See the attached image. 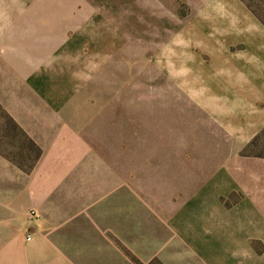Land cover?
<instances>
[{
  "label": "rangeland",
  "instance_id": "1",
  "mask_svg": "<svg viewBox=\"0 0 264 264\" xmlns=\"http://www.w3.org/2000/svg\"><path fill=\"white\" fill-rule=\"evenodd\" d=\"M245 1L264 17V0ZM225 2L0 0V106L24 129L66 122L100 153L96 182L117 184L70 224L85 264L94 252L132 264H165L161 250L178 263L201 259L211 216L198 204L212 209L219 153H240V118L221 92L240 70V43L226 34L240 14L218 10ZM5 124L0 110L1 204L38 163L27 170L36 151ZM246 146L242 154L263 156L264 131Z\"/></svg>",
  "mask_w": 264,
  "mask_h": 264
},
{
  "label": "crops",
  "instance_id": "2",
  "mask_svg": "<svg viewBox=\"0 0 264 264\" xmlns=\"http://www.w3.org/2000/svg\"><path fill=\"white\" fill-rule=\"evenodd\" d=\"M203 9L210 11L207 6ZM217 9L240 14V25L235 18L238 24L226 32L232 35V42L240 43L235 56L240 70L227 72L231 92L221 90L224 101L231 103L230 108L240 118V153L238 149L219 153L227 160L210 176L212 209L207 202L198 204L211 216L203 232L208 245L201 259L186 263L264 264V155L242 154V149L264 130V25L242 0H227ZM47 122L37 118L31 124L21 123L42 154L28 183L0 203V264H85V246L74 241L82 235L70 230V224L117 189L114 180L96 182L93 173L96 170L98 178L101 156L83 134L66 128L60 119L54 121L57 124H43ZM80 167H88L83 177H78ZM233 192H240V199L226 206L220 196ZM31 209L39 219L30 220ZM154 254L165 264H186L173 261L162 250ZM88 261L132 264L117 263L98 252Z\"/></svg>",
  "mask_w": 264,
  "mask_h": 264
},
{
  "label": "trees",
  "instance_id": "3",
  "mask_svg": "<svg viewBox=\"0 0 264 264\" xmlns=\"http://www.w3.org/2000/svg\"><path fill=\"white\" fill-rule=\"evenodd\" d=\"M244 3L251 9V11L257 16V18L264 24V17L262 15H260L258 13V11L256 9H254L252 7L251 4H248L245 0H243ZM0 110L2 112L3 115H5L7 117V119L9 120V124H5L9 130L13 133V135H20L22 138H24V140H26V143L28 144V146L31 149H34L36 151V155L33 157V163H30L28 166V169H32L35 164L37 163V161L39 160L41 154H42V149L41 147L37 144V142L26 132V130L21 127V125L10 115L8 114L6 111H4L2 109V107L0 106ZM264 131V130H263ZM260 135V134H259ZM259 135H257L247 146H246V150H248V147H250L251 145L255 144L256 141L259 138ZM246 155H259L262 156L260 153H253V152H247Z\"/></svg>",
  "mask_w": 264,
  "mask_h": 264
},
{
  "label": "built area",
  "instance_id": "4",
  "mask_svg": "<svg viewBox=\"0 0 264 264\" xmlns=\"http://www.w3.org/2000/svg\"><path fill=\"white\" fill-rule=\"evenodd\" d=\"M29 217H30V220H31V221H33V220H35V219H39V216H38V214H37V212H36L35 209H31V210L29 211ZM28 238L30 239L31 237H28Z\"/></svg>",
  "mask_w": 264,
  "mask_h": 264
}]
</instances>
